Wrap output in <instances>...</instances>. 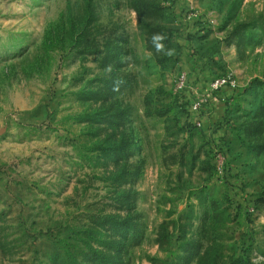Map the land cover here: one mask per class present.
Returning <instances> with one entry per match:
<instances>
[{
  "label": "rangeland",
  "instance_id": "rangeland-1",
  "mask_svg": "<svg viewBox=\"0 0 264 264\" xmlns=\"http://www.w3.org/2000/svg\"><path fill=\"white\" fill-rule=\"evenodd\" d=\"M2 129L0 264H264V0H0Z\"/></svg>",
  "mask_w": 264,
  "mask_h": 264
},
{
  "label": "trees",
  "instance_id": "trees-1",
  "mask_svg": "<svg viewBox=\"0 0 264 264\" xmlns=\"http://www.w3.org/2000/svg\"><path fill=\"white\" fill-rule=\"evenodd\" d=\"M242 28V27H241ZM125 197H129L125 194ZM129 214L120 218L116 214L107 213L97 219V226L84 231L87 247L92 252L90 261L78 260L74 255L65 259L64 264H125L122 255L126 243L138 240L137 223L134 222L139 213L133 203H128ZM140 238V237H139ZM218 252L206 250L198 257V264H248L245 260L220 261Z\"/></svg>",
  "mask_w": 264,
  "mask_h": 264
},
{
  "label": "built area",
  "instance_id": "built-area-1",
  "mask_svg": "<svg viewBox=\"0 0 264 264\" xmlns=\"http://www.w3.org/2000/svg\"><path fill=\"white\" fill-rule=\"evenodd\" d=\"M190 12L188 11V13H186V15L188 16ZM176 82H177V88L179 90L184 89L186 87V83H187L186 73L182 74L177 79ZM227 86L233 87V88H235L237 86V83H236L232 74L224 75L222 77L221 76L215 77L211 83V88L214 90H220V89L227 87ZM205 103H206V100L197 99L193 105V110H195V112L201 111V109Z\"/></svg>",
  "mask_w": 264,
  "mask_h": 264
},
{
  "label": "water",
  "instance_id": "water-1",
  "mask_svg": "<svg viewBox=\"0 0 264 264\" xmlns=\"http://www.w3.org/2000/svg\"><path fill=\"white\" fill-rule=\"evenodd\" d=\"M6 129L0 130V135H2L5 132Z\"/></svg>",
  "mask_w": 264,
  "mask_h": 264
}]
</instances>
